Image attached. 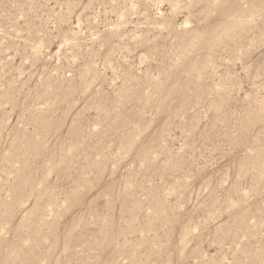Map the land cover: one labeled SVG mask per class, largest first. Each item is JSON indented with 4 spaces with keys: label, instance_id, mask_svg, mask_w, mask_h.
I'll list each match as a JSON object with an SVG mask.
<instances>
[{
    "label": "rangeland",
    "instance_id": "rangeland-1",
    "mask_svg": "<svg viewBox=\"0 0 264 264\" xmlns=\"http://www.w3.org/2000/svg\"><path fill=\"white\" fill-rule=\"evenodd\" d=\"M0 264H264V0H0Z\"/></svg>",
    "mask_w": 264,
    "mask_h": 264
}]
</instances>
